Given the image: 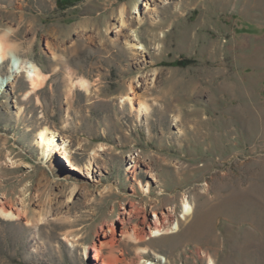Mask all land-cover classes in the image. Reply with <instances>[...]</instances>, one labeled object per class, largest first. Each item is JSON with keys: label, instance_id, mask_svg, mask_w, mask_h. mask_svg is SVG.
<instances>
[{"label": "rangeland", "instance_id": "obj_1", "mask_svg": "<svg viewBox=\"0 0 264 264\" xmlns=\"http://www.w3.org/2000/svg\"><path fill=\"white\" fill-rule=\"evenodd\" d=\"M4 35L45 78L0 92V193L25 207L0 264H93L105 231L129 258L121 228L166 209L147 262L264 264V0H0Z\"/></svg>", "mask_w": 264, "mask_h": 264}, {"label": "bare ground", "instance_id": "obj_2", "mask_svg": "<svg viewBox=\"0 0 264 264\" xmlns=\"http://www.w3.org/2000/svg\"><path fill=\"white\" fill-rule=\"evenodd\" d=\"M122 11L123 9L120 11L121 14ZM120 24H121V28L122 26L128 27V23L125 19H123V16H121ZM5 40H6L5 35L0 36V70L3 61L6 58H9L10 63L7 66L8 67L7 73L4 76H1L0 92H3L6 86L10 85V83H12L14 79H16V77H18L20 75V72L22 71H25L26 77L28 79L27 81H29L32 90L40 87L42 81L45 78L42 70L34 62L19 58L14 52L13 44H10ZM133 45L135 44H132V46ZM85 82H86L85 80L80 79L79 84L81 86H85L86 85ZM141 107L143 108L144 111L147 110V105L145 104V102H139V110ZM55 138H56V134L47 128H42L41 130H39V132H37V139L35 143L39 148H41V153L44 157L51 158L54 148L56 149L58 148L55 147L58 146L55 142ZM60 144L63 148H59L58 151L62 149L61 153L63 155L70 156V152H68V148H65L66 144L64 142ZM4 145H5L4 142L0 144V179L3 175L2 171L4 167L7 166H9L10 168L14 167L13 166L14 162H12L10 153L8 151L7 152L3 151ZM19 194H21L20 201L17 203H13L11 199L5 198L6 197L5 193H0L1 217L10 220H16V219H20L25 214V209H24L25 207L23 205V202H21L22 198H24V191L19 192ZM184 210L186 216L185 218H188V216L191 215L190 214L191 207L189 205H185ZM131 213H132L131 210L128 211L127 219H129L130 217L129 215H131ZM173 217H174L173 209L170 210L166 209L161 211L154 210L153 217L152 216L147 217V214L144 213V215L142 216L143 219H142L141 227H136V226H133L131 228L122 227L121 228L122 230L120 232V238L126 237V239H128V241L131 242L132 246L135 248L134 253L129 258L119 255L121 254V252H118L117 250L118 247L116 246L117 244L115 242L116 240H118V237L116 238V236L114 235L110 237L107 231H105L103 235V241L102 239L98 240L99 242L95 241L89 247L94 252L93 261L95 262L93 264H123V263L124 264H141V263L155 264L152 261L147 262V260L143 259L145 250L147 249L146 248L147 246H144L145 242L149 238H155L156 236H166L169 234H173L174 232L172 231V227H171L175 221ZM178 227H180V222L176 221V228ZM190 231H194V230H190ZM104 248L108 249L106 250L107 253L105 255L103 254Z\"/></svg>", "mask_w": 264, "mask_h": 264}]
</instances>
